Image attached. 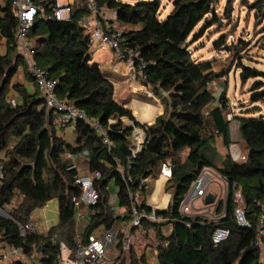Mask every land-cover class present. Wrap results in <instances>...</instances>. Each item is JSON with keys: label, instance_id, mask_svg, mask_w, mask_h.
I'll return each instance as SVG.
<instances>
[{"label": "trees", "instance_id": "trees-1", "mask_svg": "<svg viewBox=\"0 0 264 264\" xmlns=\"http://www.w3.org/2000/svg\"><path fill=\"white\" fill-rule=\"evenodd\" d=\"M11 2L0 0V37L5 42V52H0V209H6L13 201L14 205L10 206L7 217L0 215V242L21 249L27 256L34 252V257L39 255L40 264H55L59 241L73 247L75 219L71 199L79 189L72 178L75 171L67 170L71 161L64 154L86 150L88 169L102 174L95 183L99 201L87 234L99 226L109 229L115 220L108 203L110 180L119 187V204L127 202L126 188L113 168L116 161L129 163L131 186L137 188L138 184L156 177L160 164L169 160L172 176L166 192L170 200L165 209L156 211L165 220L145 223L154 227L157 237L167 242L166 246L158 247V263L264 264V242L261 247L254 244L259 204L264 201V112L250 116L240 110L235 115L245 161L232 160L229 152L221 155L217 140L227 149L231 143L226 118L228 97L226 85L216 90L211 83L224 74L214 69L212 59L196 58L191 50V44L220 20L214 0H172V8L163 18H160L161 0L134 3L96 0L100 10L115 11L116 21L123 27L125 47L138 53L134 57L135 79L164 104L163 116L156 125L136 121L132 112L115 100L108 76L96 63L88 64L92 60L90 39L78 25L80 16L87 12L83 6L73 9L69 20L35 19L29 38L36 63L47 69L49 78L56 81L58 98L83 110L88 118L107 130L114 144L109 150L83 120L74 126L75 143H68L59 135L54 111L46 108L38 86L16 51L17 18ZM245 4L262 25L264 35V0ZM228 12L225 11V17L229 18ZM223 37L213 45L235 50L234 45L224 46ZM140 63L144 64L141 73L137 69ZM20 66L34 83L35 92L30 94L22 85H14L20 100L12 104L8 91ZM259 74L264 73L241 66L242 82ZM263 97L262 93L255 94L252 100ZM115 116L129 118L145 133L144 144L134 158L128 146L133 129L122 128L120 120L112 121ZM211 126L218 130L216 135H208ZM185 149L188 154L183 159L181 154ZM204 166L217 170L228 184L225 215L218 221L183 215L179 211L180 201ZM233 187L241 189L239 203L234 200ZM53 198L58 201L57 224L45 233L21 235L16 221L26 222L36 208ZM239 205L250 227L236 223L234 210ZM223 207L221 201L218 212ZM216 225L228 228L230 235L214 247L211 232ZM167 228L170 233L165 236ZM117 249L121 253V239ZM11 260L7 264H27L22 258ZM128 262L148 264L145 254L135 253L132 247L121 259V264Z\"/></svg>", "mask_w": 264, "mask_h": 264}, {"label": "built area", "instance_id": "built-area-1", "mask_svg": "<svg viewBox=\"0 0 264 264\" xmlns=\"http://www.w3.org/2000/svg\"><path fill=\"white\" fill-rule=\"evenodd\" d=\"M12 9L17 18V24L14 29V43L17 51L21 55L25 68L29 75L33 78L34 83L38 86L41 95L44 98L45 106L48 110L55 113V125L61 133L68 126H75L77 121H85L97 134L101 137V141L109 149L114 144L107 135V130L96 120L90 119L85 112L75 105L67 102L66 99L58 98L55 87L56 81L49 78L47 69L38 65L34 58L32 43L29 38V32L32 24L37 18H53L55 20H69L73 9L83 6L87 12L80 16L78 25L84 29V33L89 36L90 47L97 49H110L114 51L116 59L124 61L128 68L134 71V57L138 55L128 47H125V38L122 30L109 24V18L105 16L103 10L99 8L96 0H12ZM47 12V13H46ZM115 14V11H114ZM1 41V37H0ZM143 63L138 65L141 73ZM15 104L14 100H11ZM205 114H208L206 111ZM228 120V119H227ZM230 130V122H229ZM208 135H216L218 130L211 126L207 130ZM144 139L141 143L134 146L129 144L131 158H134L141 150ZM231 143L228 152L234 161H245V154L242 150ZM71 162L67 170H74L73 181L79 189V193L72 197L74 219H75V236L73 239V247H69L63 241H59L56 249L55 264H121V259L125 251L132 245L134 237H141L149 242L153 240L152 249L145 251L149 261L158 256V247L166 246L165 239L157 237L155 228L146 226V222L157 223L164 221L162 215L156 213L157 210L165 209L161 206L147 200L144 192L145 184H138L137 188L131 186L133 178L129 173L130 165L115 162L113 168L119 175L122 183L126 188L127 202L123 205L119 204L118 192L112 194L109 192L108 203L114 211L115 220L109 229L102 226L97 227L92 233L87 234V228L91 219L96 215L95 205L99 201V192L95 187V183L102 177L101 171L88 168V172L79 168V160L86 161L87 151L80 153L64 154ZM79 159V160H78ZM172 176V164L169 160L163 161L158 170V177L162 186L165 187L168 180ZM108 189V186H107ZM212 194V201L207 203L205 197ZM228 195V184L226 179L219 174L217 170L210 166H204L196 178L189 185L186 194L179 203V211L183 215L191 217H204L209 221H218L225 215V201ZM234 200L239 203L242 201L241 189L233 187ZM223 201L224 207L218 212L219 203ZM83 202L89 209L90 222L85 232L79 234L76 231L78 220H85V215L80 213V204ZM2 210L0 209V212ZM234 218L238 225L242 227H250V222L246 218L244 210L239 205L234 210ZM203 223V222H199ZM21 235L37 233L34 219H29L20 223L16 221ZM190 226V223H186ZM98 230V234L95 231ZM230 235V230L226 227L216 225L211 232V240L214 247L226 241ZM118 239H121V253L117 249ZM264 242V201L259 204V215L257 217L256 235L254 244L261 247ZM147 247V244L144 245ZM114 252L108 254L109 249ZM35 253L30 256L23 254L21 249L0 242V263L7 264L12 258H22L26 262H30Z\"/></svg>", "mask_w": 264, "mask_h": 264}, {"label": "rangeland", "instance_id": "rangeland-1", "mask_svg": "<svg viewBox=\"0 0 264 264\" xmlns=\"http://www.w3.org/2000/svg\"><path fill=\"white\" fill-rule=\"evenodd\" d=\"M122 1L134 3L137 0ZM246 1L247 3L253 2V0H214L215 11L220 17L219 22L214 23L212 26L206 29L204 35L199 38V40L191 44V50L194 57L200 59H212L214 63V69L218 72H223L224 74L222 77V83L223 85H226L228 97V110L226 113V118L230 122V140L231 143L237 144L235 146H238L239 148L242 147L243 142L241 141L238 134V123L235 120V115L240 113V110L248 112V115L250 116H257L264 112V97L260 100H252V96L255 94L262 93L264 96V74L251 77L245 82H242L240 78L242 65L255 68L259 72L264 73V35L261 32L262 25H259L256 22L253 16V11L250 10L245 4ZM171 8L172 0H161L160 18L166 16ZM227 10L229 11V18L225 17V11ZM109 24H113L117 29H123V27L116 21V18ZM221 35L224 36V46L229 45L231 47L234 45L236 49L227 51L224 47L217 48L214 46V42ZM240 40H242L243 43H240ZM93 49V51L99 50L97 48ZM106 50L114 53L113 50ZM114 57H116V55H114L113 58ZM102 59H104L103 63ZM106 61L107 60H105V58H96L95 52H92V60L88 64L96 62L97 66L101 69ZM121 62H123L122 64H124L126 68L128 67L124 61ZM104 72L107 76H110V74H108L106 71ZM216 95L217 93H215V96ZM217 146L221 155H225L228 152V149L221 143L220 139L217 140ZM81 166L86 167L87 165L84 162L82 165H79V167ZM86 172H88V170H86ZM146 182L155 184L156 180L154 178H149L146 180ZM107 186L110 193H117L119 187L116 185L114 180H110ZM152 201L157 202V198ZM11 204L12 205L10 206L13 208L14 201ZM10 206H6V209H1L2 211L0 212V215L7 217L6 214L10 209ZM80 213L85 215L86 219L78 220L76 222V231L79 234L85 232L90 222L89 209L83 202L80 204ZM32 215L35 221L39 224V227L37 228L39 233L49 230L58 222L57 199L53 198L46 202L42 207L36 208L32 212ZM98 232L99 231L96 230L95 234H98ZM144 242L145 240L141 237H134L132 239L131 247L135 253H138L136 252L137 250L135 247L140 249V246H142L143 251H145L146 247H144ZM113 252L114 248L108 250V254ZM39 261L38 255L31 258L30 262H27V264H40ZM150 264H159L158 258H152L150 260Z\"/></svg>", "mask_w": 264, "mask_h": 264}, {"label": "crops", "instance_id": "crops-1", "mask_svg": "<svg viewBox=\"0 0 264 264\" xmlns=\"http://www.w3.org/2000/svg\"><path fill=\"white\" fill-rule=\"evenodd\" d=\"M103 13L105 14V16L109 18L108 20L109 22H111L116 18V15L112 10L105 9L103 10ZM0 52L2 53L5 52V42L2 39L0 41ZM95 55L96 58L98 59L105 58V60H107L104 66L101 67V70L103 72L106 71L108 74H110L108 78L113 84V88L115 91V95H114L115 100L118 101L123 107L128 108L132 112L135 120L138 121L139 123L156 125L159 122V120L162 118L164 112V104L161 102V100L155 97V95L151 93L152 91L148 87L141 84L138 80L135 79V74L133 70H131L128 67L126 68L125 65L122 64L123 62L118 61L116 57L113 58V56L115 55L114 53L109 52L106 49H99L98 51L95 52ZM103 61L104 59H102V63ZM23 69L24 67L20 66L17 70V73L12 77L10 82L8 97L9 99L14 100L15 102H18L20 99L18 92L16 91V89H14V85L16 84L22 85L26 89V91H28L30 94H33L35 92L34 83L25 76ZM211 86H213V88L216 90L222 89L223 86L222 78L215 79L212 82ZM117 120L121 121L122 128L133 129L131 133L130 144L132 143V145L136 146L142 142L145 133L141 128L135 126L133 127L134 122L132 120H130L127 117H118V116L112 118V121H117ZM59 135L63 136V139L66 142L75 143L74 126H68ZM138 136L141 139H138ZM187 154H188V149H185L181 154L182 158L184 159V157ZM78 162H79L78 165H82L85 161L81 162V160H79ZM85 164L87 165L86 162ZM79 168H81L80 170L83 171V169L86 170L88 166L86 167L81 166ZM154 179L156 180L155 184H150L149 182L146 183V187L143 193L145 194L146 198H148L147 200H149L150 202L155 203L161 206L162 208H166L170 198L169 192H166V186L165 187L162 186L161 180L159 179L158 175L154 177ZM155 198H157V202L152 201ZM30 216L33 218L32 213ZM34 222L37 229L39 227V224L35 221V219ZM37 233H39L38 230ZM169 233L170 230L167 228L165 230V236H168ZM153 242H154L153 240L152 241L149 240V242L145 240L144 244L148 245L145 248V251L152 249L151 246L154 245ZM141 248L142 246H140V249ZM135 249L137 250L136 252H138V254L145 253V251H143V248L140 250L135 247ZM145 257L148 264H150V261L147 258V254H145ZM24 263L27 262L24 260Z\"/></svg>", "mask_w": 264, "mask_h": 264}, {"label": "water", "instance_id": "water-1", "mask_svg": "<svg viewBox=\"0 0 264 264\" xmlns=\"http://www.w3.org/2000/svg\"><path fill=\"white\" fill-rule=\"evenodd\" d=\"M165 94V93H164ZM135 126V124L133 125V127ZM145 138H146V136H144V141H145ZM205 201L207 202V203H210L211 201H212V194L211 193H209V194H207L206 195V197H205ZM5 214V213H4ZM7 215V214H6ZM38 250H39V248H38Z\"/></svg>", "mask_w": 264, "mask_h": 264}, {"label": "bare ground", "instance_id": "bare-ground-1", "mask_svg": "<svg viewBox=\"0 0 264 264\" xmlns=\"http://www.w3.org/2000/svg\"><path fill=\"white\" fill-rule=\"evenodd\" d=\"M138 139H141V138L138 136Z\"/></svg>", "mask_w": 264, "mask_h": 264}]
</instances>
